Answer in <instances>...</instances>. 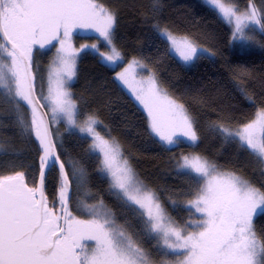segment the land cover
<instances>
[{
    "label": "snow or ice",
    "instance_id": "snow-or-ice-1",
    "mask_svg": "<svg viewBox=\"0 0 264 264\" xmlns=\"http://www.w3.org/2000/svg\"><path fill=\"white\" fill-rule=\"evenodd\" d=\"M205 3L232 26L233 41H252L246 29L264 33V8L254 0L243 10L235 0ZM152 6H161L160 0H152ZM116 27L117 12L102 0H0V106H6L19 135L33 141L39 153L31 182L25 171L14 170L12 161H0V169H10L7 174L0 170V264H264V238L254 224V218L264 216V189L203 155L182 154L177 172L191 182V199L183 204L194 210V218L180 223L139 179L119 142L97 131L102 122L95 115L78 120L77 101L66 85L77 75L81 52L89 51L106 66L124 60L114 42ZM154 28L168 43L170 54L185 64L212 55L187 36H177L159 23ZM77 30L96 33L98 43L74 47L71 37ZM101 41L109 51H100ZM48 46L55 48V58L44 95L37 89L33 52ZM146 67L133 58L115 79L143 106L148 127L159 141L195 146L200 140L196 119L160 84L155 72L137 73V68ZM240 92L253 100L245 89ZM61 120L68 130L91 138L88 151L99 156L97 170L108 180V191L136 215L139 232L128 220L118 222L103 197L88 190L86 168L59 150L63 141L52 125ZM211 130L254 155L264 174V107L235 128L216 122ZM16 155L0 142V157ZM53 171L56 193L50 201L46 184ZM86 196H93V201ZM76 197V209L87 218L74 214L71 201ZM169 201L177 203L171 197ZM145 239L154 241L151 249L144 246Z\"/></svg>",
    "mask_w": 264,
    "mask_h": 264
},
{
    "label": "trees",
    "instance_id": "trees-1",
    "mask_svg": "<svg viewBox=\"0 0 264 264\" xmlns=\"http://www.w3.org/2000/svg\"><path fill=\"white\" fill-rule=\"evenodd\" d=\"M262 1L254 0V3L262 5ZM102 2L117 12L114 42L124 60L118 66H106L89 51L82 53L71 86L78 105V120L82 122L88 115H95L102 122L97 125V131L119 142L139 179L157 193L166 211L180 223L193 217L194 212L183 204V201L191 199L187 195L191 182L187 176L177 172V161L182 154L203 155L223 170L236 171L264 189V174L260 171L257 158L236 142H224L211 130V125L216 122L235 128L253 119L256 111L264 107V37H261L258 45L249 47L254 49L241 51L240 45L231 38L230 26L216 11L199 0H160L161 6L155 10L152 0ZM235 3L243 10L247 8L249 0H235ZM157 23L175 34L190 37L212 50L214 56L205 54L192 65L183 64L170 54L168 43L158 36L154 28ZM94 43H98L97 35L79 33L72 44L80 47ZM99 48L101 52L109 51L102 41ZM54 50V47H37L33 52V71L38 91L46 84L48 65ZM133 58L147 65V73L149 70L155 72L160 84L170 95L184 103L194 116L200 136L195 146L185 141L166 147L152 135L147 115L115 79L117 72ZM241 88L253 97L252 101L245 99ZM13 120L6 106H0V142L8 151L17 152L16 156L0 157V161H12L14 170L25 171L31 182L38 169V149L33 141L19 135ZM62 126L63 147L59 150L86 168L88 190L93 196L99 194L103 197L105 203L116 212L118 222L123 224L128 220L139 232L136 215L108 191V180L97 170L99 156L88 151L91 140L76 131L64 130L63 123ZM66 158L62 155V159ZM0 170L6 174L10 171L7 167ZM56 175L53 171L46 184L50 201L55 198ZM93 196L85 198L93 201ZM169 197L177 201L176 205L170 203ZM78 198L71 201L73 211L76 210L75 199ZM254 224L258 235L264 238V216H257ZM143 244L151 249L154 241L145 239Z\"/></svg>",
    "mask_w": 264,
    "mask_h": 264
},
{
    "label": "rangeland",
    "instance_id": "rangeland-1",
    "mask_svg": "<svg viewBox=\"0 0 264 264\" xmlns=\"http://www.w3.org/2000/svg\"><path fill=\"white\" fill-rule=\"evenodd\" d=\"M200 2H202L203 4H205V5H207L208 7H210V8H212L211 6H209L207 3H205V0H199ZM262 5L261 4H257L256 6L258 7V8H264V0L262 1ZM213 9V8H212ZM227 24V23H226ZM228 25V24H227ZM230 26V25H229ZM230 28H231V30H232V26H230ZM245 32H246V34L247 35H249V36H252L253 37V39H252V41H234V42H236V43H238V45H240L239 47V49L241 50V51H245V50H249V49H254V48H249L250 46H255V45H258V43H259V40H261V37L263 36L264 37V33H261V31L259 30V29H255V30H252V29H246L245 30ZM85 34V35H94V36H96L97 34L96 33H94V32H92V31H86V30H77V31H75L73 34H72V37H71V43H73V40L74 39H76V36H77V34ZM175 34V33H174ZM177 36H184V35H178V34H176ZM188 38H190V37H188ZM191 39V38H190ZM198 47H201V48H205V49H208L209 50V52L210 53H212V55H208V56H214V52L212 51V50H210L209 48H207V47H205V46H203V45H200L199 43H197L195 40H193V39H191ZM55 43V42H54ZM51 46H48V47H45L44 49H46V48H50ZM57 47H58V45H57ZM247 48H249V49H247ZM82 53L83 52H81L80 53V55H79V58H78V60H77V69H78V62H79V59H80V56L82 55ZM174 55V54H173ZM207 55V54H206ZM174 56H176V55H174ZM178 59H179V57L178 56H176ZM54 58H55V50H54V52H53V55H52V57H51V60H50V63H49V65H48V71H47V78H46V84L44 85V87L42 86V87H38L39 88V91H40V89L42 88L43 89V94L44 95H47V93H48V88H49V71H50V65L52 64V61L54 60ZM180 60V59H179ZM131 61V60H130ZM130 61H128V62H130ZM181 61V60H180ZM127 62V63H128ZM182 62V61H181ZM195 62V60L194 61H192L191 63H188V64H185V63H183V64H185V65H187V66H189V65H192L193 63ZM127 63L123 66V68L121 69V70H119L118 72H121V71H123V69H124V67H126L127 66ZM112 66H114V65H112ZM115 67V66H114ZM146 68L145 69H139V68H137V73L139 74V75H143V76H147L149 73H147L146 72ZM117 72V73H118ZM139 75H138V77L137 78H139ZM75 78L76 77H74L71 81H69L68 82V84L66 85V87L68 88V90H70L71 91V86H72V84H73V82H74V80H75ZM121 85V84H120ZM53 88H55V77H53V81H52V85H51ZM128 93H129V95L135 100V102L139 105V107L145 112V114L147 115V113H146V111L144 110V108H143V106L135 99V97H134V94L131 92V90L130 89H128L126 86H123V85H121ZM38 91V92H39ZM72 93V92H71ZM42 103H43V101H41ZM46 110H47V108H46ZM62 123L65 125V128L66 129H64V130H66V131H76V132H78L80 135H82V136H84V137H87L86 136V134H83V133H80L77 129H72V130H68V128H67V125H66V122L65 121H63V120H61L58 124H53L52 125V128H53V131L54 132H56L57 130H58V132H59V137H58V139H62V137H63V134H64V132L62 131V128H63V126H62ZM153 135V134H152ZM154 136V135H153ZM155 137V136H154ZM87 138H89L90 140H91V138L90 137H87ZM156 139H158L157 137H155ZM158 141H159V139H158ZM161 144H163V145H165L163 142H161V141H159ZM189 143V142H188ZM166 147H172V146H174V145H171V146H169V145H165ZM101 174V173H100ZM102 176H103V174H101ZM91 199H93V198H91ZM89 202H92V201H89ZM75 209H76V207H75ZM73 210V209H72ZM75 211V215H77V216H79L80 218H87L86 216H84V215H82L81 214V212H79L77 209L76 210H74ZM73 211V212H74ZM254 220H255V218H254Z\"/></svg>",
    "mask_w": 264,
    "mask_h": 264
},
{
    "label": "water",
    "instance_id": "water-1",
    "mask_svg": "<svg viewBox=\"0 0 264 264\" xmlns=\"http://www.w3.org/2000/svg\"><path fill=\"white\" fill-rule=\"evenodd\" d=\"M44 110L47 111L46 108Z\"/></svg>",
    "mask_w": 264,
    "mask_h": 264
}]
</instances>
